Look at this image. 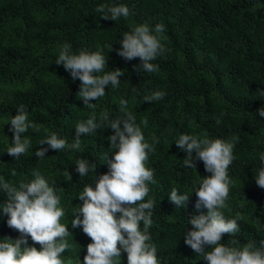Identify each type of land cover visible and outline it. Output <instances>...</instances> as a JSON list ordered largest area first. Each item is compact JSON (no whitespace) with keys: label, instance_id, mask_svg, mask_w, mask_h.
I'll use <instances>...</instances> for the list:
<instances>
[{"label":"trees","instance_id":"trees-1","mask_svg":"<svg viewBox=\"0 0 264 264\" xmlns=\"http://www.w3.org/2000/svg\"><path fill=\"white\" fill-rule=\"evenodd\" d=\"M101 4L127 6L130 15L104 20L95 11ZM145 23L153 30L157 24L164 25L161 43L168 49L151 61L158 66L151 73L138 69L142 63L138 57L129 61L117 55L123 35ZM65 43L73 54L102 51L108 58L105 72L122 71L118 87L109 85L104 97L89 101L96 105L97 117L105 111L110 119L123 116L119 102L126 100L145 141L154 144L146 167L154 170L155 183L148 185L144 202L155 201L149 242L155 244L160 264H208L184 243V235L194 230L188 224L192 216L207 214L203 206L195 207L193 186L211 173L195 159V152V169L184 167L187 154L175 145L181 134H206L234 143V160L228 168L232 184L223 214L226 219L239 216V230L234 236L223 234L221 243L242 247L251 241L260 247L264 189L255 177L264 166L260 160L264 117L258 114L264 107V0H0V176L18 185L34 179L33 172L39 171L57 189L58 207L65 211L60 223L67 225L70 235L66 240L71 245L61 258L65 264H79V260L83 264L92 241L82 227H71L73 209L83 205L77 199L83 188L90 185L94 189L99 177L109 171L108 160L116 149L107 139L113 134L110 127L81 134L77 150L57 152L39 145L50 133L71 144L76 124L93 112L77 96L79 79L73 80L69 71L55 63ZM155 91L166 95L145 102L144 97ZM19 105L36 130L30 128L25 134L31 141L29 150L13 157L6 152L13 136L9 121ZM145 119L147 126L141 123ZM41 148L48 149L43 158L35 156ZM80 159L94 164L95 173L90 168L86 176H79L75 167ZM173 188L178 195H189L185 205L170 202ZM6 201L7 194L0 191V242L21 238L7 226L8 216L2 210ZM25 239L27 246L40 250L30 237ZM233 240L238 243L232 245ZM209 249L204 246L205 251ZM120 261L127 264L123 251Z\"/></svg>","mask_w":264,"mask_h":264},{"label":"clouds","instance_id":"clouds-1","mask_svg":"<svg viewBox=\"0 0 264 264\" xmlns=\"http://www.w3.org/2000/svg\"><path fill=\"white\" fill-rule=\"evenodd\" d=\"M95 11L104 20L116 21L130 15V9L124 5L107 7L101 4ZM164 31L163 24H157L154 30L146 23L133 26L120 40L122 48L117 55L129 61L138 57L142 62L138 69L149 73L157 71L158 66L151 61L168 51L161 43ZM70 48L67 43L62 45L55 63L69 71L73 80L79 79L77 96L93 112L86 121L76 124V138L71 144L56 133H50L40 140L39 145L46 144L57 152L77 150L81 148V134L88 135L101 127H110L113 134L107 139L111 148L116 149L108 160L109 171L99 177L94 189L90 185L83 188L77 197L83 201V205L73 209L71 227H82L83 233L92 241L86 247L83 264H121L122 251L127 254V264H160L157 248L149 242L155 201L149 199L144 202L150 191L148 185L155 183L154 170L146 167L148 154L155 150L154 144L145 141L141 127L127 108L126 100L119 102L123 116L110 119L105 111L97 117L96 105L89 101L104 97L105 88L109 85L118 87L122 71L105 72L108 58L102 51L89 53L81 50L79 54H73ZM165 95L164 91H155L145 96L144 101H159ZM16 111L17 114L9 121L13 136L11 146L6 151L13 157H19L29 150L31 141L25 134L30 128L36 130L23 105H19ZM258 114L264 117V107L258 110ZM141 123L147 126L146 119ZM175 145L187 154L184 158L185 168L195 169L192 162L195 152V159L202 161L205 171L211 173L210 177L201 178L198 186H193L197 198L195 207L199 209L203 206L207 214L194 215L188 220L194 230L184 235V243L195 253L202 254L208 264H264V240L260 241V247L251 241L242 247L221 243L223 234L234 236L239 230L240 217L226 219L223 214L232 184L228 168L234 160V143L220 138L210 139L206 134L203 137L181 134ZM47 151V148H41L35 152V156L43 158ZM260 160L264 165V154H261ZM90 168L95 173L94 164L89 165L84 159L76 162L75 170L81 177L86 176ZM11 174L16 175L15 171ZM33 176L34 179L18 185L8 183L0 176V191L7 194V201L2 206L8 216L7 226L21 234L20 239L5 238L0 242V264H65L61 256L71 245L66 240L70 235L68 227L60 223L65 215L64 209L58 207L60 197L56 194L57 189L50 186L39 171H34ZM67 176L71 180L69 173ZM255 182L264 189V166L257 171ZM188 199L189 195H178L175 188L169 194L170 202L178 206L185 205ZM77 213L82 214L83 219ZM25 237L39 244L40 250L27 246ZM231 243L236 245L238 241ZM205 245L210 249L205 251Z\"/></svg>","mask_w":264,"mask_h":264}]
</instances>
